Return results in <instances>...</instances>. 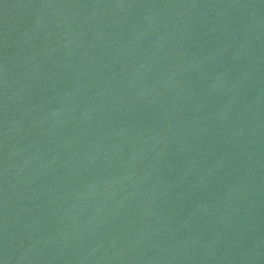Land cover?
<instances>
[{"label": "water", "instance_id": "water-1", "mask_svg": "<svg viewBox=\"0 0 264 264\" xmlns=\"http://www.w3.org/2000/svg\"><path fill=\"white\" fill-rule=\"evenodd\" d=\"M0 264H264V0H0Z\"/></svg>", "mask_w": 264, "mask_h": 264}]
</instances>
